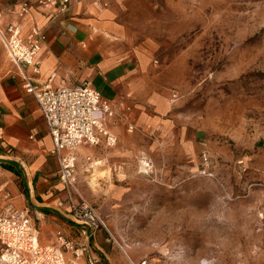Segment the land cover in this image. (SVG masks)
Instances as JSON below:
<instances>
[{"label": "rangeland", "instance_id": "obj_1", "mask_svg": "<svg viewBox=\"0 0 264 264\" xmlns=\"http://www.w3.org/2000/svg\"><path fill=\"white\" fill-rule=\"evenodd\" d=\"M114 1L119 142L81 151L75 197L128 261L264 264V0Z\"/></svg>", "mask_w": 264, "mask_h": 264}, {"label": "crops", "instance_id": "obj_2", "mask_svg": "<svg viewBox=\"0 0 264 264\" xmlns=\"http://www.w3.org/2000/svg\"><path fill=\"white\" fill-rule=\"evenodd\" d=\"M25 1L31 8L21 18L18 13ZM39 1L0 0L2 29L14 24L20 26L24 35L34 28L45 31L46 42L38 56L41 73L36 79L44 83L56 74L54 86H60L62 81L68 85L89 82L114 105L117 96L107 94L106 84L116 85L120 72L130 70V65L113 51L117 34L115 1L106 0V8L102 6L104 1L72 0L67 13H61L57 7L40 5ZM28 74H31L30 69ZM111 130L118 136L112 125ZM88 147L91 146L80 148L79 159L81 151ZM52 148L37 100L23 89L21 69L11 61L0 39V216L10 208L29 210L34 222L35 218L42 220L41 227L37 228L40 241L45 245L55 243L60 230L70 240L80 238L79 228L68 218V204L57 207L59 202H66L67 194L57 178L59 162L51 153ZM90 245L97 264L133 262L110 244L104 232H99Z\"/></svg>", "mask_w": 264, "mask_h": 264}, {"label": "built area", "instance_id": "obj_3", "mask_svg": "<svg viewBox=\"0 0 264 264\" xmlns=\"http://www.w3.org/2000/svg\"><path fill=\"white\" fill-rule=\"evenodd\" d=\"M71 3L72 0L39 1L40 5L57 7L61 13H67ZM30 8L29 2H22L18 15L25 17ZM0 39L11 61L21 69L23 89L36 98L46 121L53 143L51 153L59 162L57 178L67 194L66 202H59L57 207L68 204V218L79 228L80 237L78 241L70 240L60 230L55 243L42 244L30 211L10 208L0 216V264H97L91 242L99 232H105L112 240L115 238L99 210L75 197L78 153L83 146L114 148L118 145L119 138L111 130L118 117L117 109L89 82L68 85L62 81L60 86H54L56 74L44 83L36 79L41 73L38 56L46 42L43 29L34 28L24 35L20 26L11 24L6 29L0 27ZM203 156L208 163L207 155ZM141 166L145 173L152 170L147 154L141 155Z\"/></svg>", "mask_w": 264, "mask_h": 264}, {"label": "bare ground", "instance_id": "obj_4", "mask_svg": "<svg viewBox=\"0 0 264 264\" xmlns=\"http://www.w3.org/2000/svg\"><path fill=\"white\" fill-rule=\"evenodd\" d=\"M122 248H123V251L128 255L127 250L125 249V247L122 246ZM126 248H130V247L128 245H126Z\"/></svg>", "mask_w": 264, "mask_h": 264}, {"label": "trees", "instance_id": "obj_5", "mask_svg": "<svg viewBox=\"0 0 264 264\" xmlns=\"http://www.w3.org/2000/svg\"><path fill=\"white\" fill-rule=\"evenodd\" d=\"M6 168V167H5ZM7 170L11 171V172H14L12 169H9V168H6Z\"/></svg>", "mask_w": 264, "mask_h": 264}]
</instances>
